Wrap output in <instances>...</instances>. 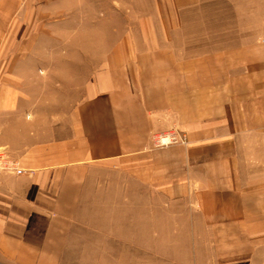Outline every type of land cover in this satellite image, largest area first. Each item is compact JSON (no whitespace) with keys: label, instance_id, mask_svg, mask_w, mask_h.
<instances>
[{"label":"crops","instance_id":"crops-1","mask_svg":"<svg viewBox=\"0 0 264 264\" xmlns=\"http://www.w3.org/2000/svg\"><path fill=\"white\" fill-rule=\"evenodd\" d=\"M197 1L153 0L53 108L24 89L35 72L6 70L36 62L11 60L30 48L0 0V149L22 170L0 172V264H164L184 245L194 264H264V32L186 54L170 36ZM175 127L186 145L153 144Z\"/></svg>","mask_w":264,"mask_h":264},{"label":"rangeland","instance_id":"rangeland-1","mask_svg":"<svg viewBox=\"0 0 264 264\" xmlns=\"http://www.w3.org/2000/svg\"><path fill=\"white\" fill-rule=\"evenodd\" d=\"M152 1L15 0L8 27L20 28L22 38L17 41L29 45L30 50L11 54V60H31L36 66L6 70L16 74L35 72L29 76L31 88L23 86L26 91L31 90L35 97L33 93L45 95L46 90L51 99L46 104L52 103L53 108L71 107L80 96L83 82L87 83L99 62L103 64L114 41L136 22V14L158 11L160 6ZM178 11L181 28L170 36V41L186 49V54L242 43L253 39L256 32H264V0H198ZM25 32L29 38H23ZM188 249L187 245L181 246L176 253L179 256L164 264H194L189 260ZM166 258H174L172 252L166 250Z\"/></svg>","mask_w":264,"mask_h":264},{"label":"built area","instance_id":"built-area-1","mask_svg":"<svg viewBox=\"0 0 264 264\" xmlns=\"http://www.w3.org/2000/svg\"><path fill=\"white\" fill-rule=\"evenodd\" d=\"M165 138L166 141L163 142ZM152 142L155 146H167L175 143L186 144L187 139L185 134L179 128H170L166 132L153 133L151 136ZM0 172H9L20 174L22 170L17 167L16 162L8 156L3 150L0 149Z\"/></svg>","mask_w":264,"mask_h":264},{"label":"bare ground","instance_id":"bare-ground-1","mask_svg":"<svg viewBox=\"0 0 264 264\" xmlns=\"http://www.w3.org/2000/svg\"><path fill=\"white\" fill-rule=\"evenodd\" d=\"M163 139V142H165L166 141V139L165 138H162Z\"/></svg>","mask_w":264,"mask_h":264}]
</instances>
